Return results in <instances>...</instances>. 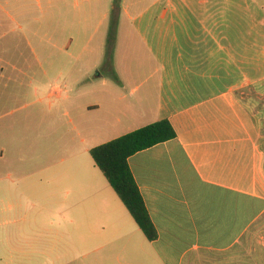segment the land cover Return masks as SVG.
<instances>
[{
	"label": "crops",
	"instance_id": "0c3cea01",
	"mask_svg": "<svg viewBox=\"0 0 264 264\" xmlns=\"http://www.w3.org/2000/svg\"><path fill=\"white\" fill-rule=\"evenodd\" d=\"M59 4L46 29L0 31V253L40 264H264V0H121L131 30L120 31L113 76L78 77L71 67L96 10L73 1L67 18ZM28 34L46 45L33 48ZM162 120L176 138L128 159L150 242L90 151Z\"/></svg>",
	"mask_w": 264,
	"mask_h": 264
},
{
	"label": "rangeland",
	"instance_id": "374dc122",
	"mask_svg": "<svg viewBox=\"0 0 264 264\" xmlns=\"http://www.w3.org/2000/svg\"><path fill=\"white\" fill-rule=\"evenodd\" d=\"M63 0H0V31H10L17 30L16 34L12 36L18 37L20 32H18L19 27L24 30L31 29L32 26H42L47 28L46 21L49 18L50 6L52 3L56 2L62 15L66 14V17H72L73 5L75 1L77 3L76 10L79 9H95V16L89 21L88 28L91 29V35L88 37V42L86 45V51L81 58V61L77 63L74 67H71V76L78 77L84 75L88 72V76L97 75H107L113 76L111 73V61L117 59L118 55H121V47L123 43V34L120 32L121 29H130L131 23L120 13L114 15L112 12L108 13V17L105 21H102V30L100 32L93 33L100 22L99 13L105 12L109 9V6L114 4L116 0H67V10H63L64 2ZM112 1V3H111ZM62 2V3H61ZM121 0L119 2V7ZM65 17V16H64ZM14 18V20H12ZM39 20V22L37 21ZM102 33L104 37L106 36V41H104V47L99 51L100 38ZM28 38L31 40V46L36 48L38 46L46 45L45 43H39L37 38H33L28 34ZM5 42V41H4ZM3 40L0 41V46ZM0 52H2L0 50ZM97 53V54H96ZM45 54V50L42 51ZM22 58L25 60H33L32 52L26 47L25 42L23 43ZM95 61H99L104 66L98 69L92 70V66ZM24 73L30 71H38L37 68H24ZM1 251H3L1 249ZM41 261H19L14 260L11 255L0 253V264H40Z\"/></svg>",
	"mask_w": 264,
	"mask_h": 264
},
{
	"label": "trees",
	"instance_id": "16d2710c",
	"mask_svg": "<svg viewBox=\"0 0 264 264\" xmlns=\"http://www.w3.org/2000/svg\"><path fill=\"white\" fill-rule=\"evenodd\" d=\"M119 2L120 0L114 2L112 10L114 15L118 14ZM175 138L176 134L170 123L162 120L90 151L95 165L150 242L156 239V232L130 172L128 159L139 152Z\"/></svg>",
	"mask_w": 264,
	"mask_h": 264
}]
</instances>
